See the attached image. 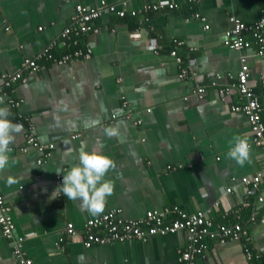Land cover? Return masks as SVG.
<instances>
[{"label": "crops", "instance_id": "crops-1", "mask_svg": "<svg viewBox=\"0 0 264 264\" xmlns=\"http://www.w3.org/2000/svg\"><path fill=\"white\" fill-rule=\"evenodd\" d=\"M98 1L0 0V85L4 73L21 69L26 58L58 37L77 2ZM155 1L167 3L154 11L143 8L145 0H133L126 17L104 14L94 21L100 31L59 39L52 58L38 59L35 73L23 70L26 83H13L0 93V106L11 110L14 122L19 112L24 114L40 142L54 143L47 158L33 147L22 152L28 125L20 123L22 131L10 145V166L0 172V192L15 223L13 238L0 229V264H20L15 252L19 237L24 257L34 264H185L179 259L188 244L183 230L85 244L84 223L94 215L57 193L61 184L56 182L57 171L66 173L78 163L82 144L88 150L102 148L115 160L106 177L114 180L115 189L103 213L120 208L122 217L139 218L148 210L176 206L186 213L208 211L215 224H232L240 214L248 239L207 238L195 262L264 264V199H257L264 197V178L250 195L241 181L264 170V156L251 143L247 115L232 109L241 104L237 91L219 94V87L235 81L228 73L238 72L240 55L246 54L248 82L263 105L264 119V56L254 44L237 50L223 43L232 25L229 17L253 23L264 14V0ZM153 38L157 51L150 48ZM79 40L91 48V56L59 62L77 49ZM174 48L177 54L171 53ZM183 68L189 70L184 78ZM215 74L221 75L216 86L210 80ZM199 84L206 89L202 96L193 92ZM11 99L20 105L13 106ZM91 120L99 124L85 127ZM109 127L117 128L118 135L107 136ZM76 133L80 135L72 137ZM241 134L251 145L244 166L227 155L232 138ZM69 151L71 157H66ZM9 175L17 182L8 185ZM69 223L77 230L74 235L66 233ZM245 243L262 258L249 260Z\"/></svg>", "mask_w": 264, "mask_h": 264}, {"label": "built area", "instance_id": "built-area-1", "mask_svg": "<svg viewBox=\"0 0 264 264\" xmlns=\"http://www.w3.org/2000/svg\"><path fill=\"white\" fill-rule=\"evenodd\" d=\"M133 0H120L118 2H110L107 0H100L96 4H84L77 2L74 6L71 21L58 35L57 38L49 42L34 58H26L22 62L21 69L14 72H6L2 75V85H0V93L6 87H11L13 83L27 82V76L24 75L23 70L28 69L30 73H35L39 69L38 59L42 57L52 58V50L57 45L59 39L69 37L70 34L85 35L88 32H98L100 27L94 25V21L101 18L104 14H116L120 18L127 15V7ZM143 8L145 10L158 11L163 9L167 2L145 0ZM172 6L174 4H171ZM132 16L137 14L136 10H130ZM231 27L225 31L223 43L231 48L237 50H244L250 48L252 44L256 46L257 54L264 56V14L260 16L253 23H245L241 18L236 15L229 17ZM41 29V27H40ZM153 43L150 45L152 50L157 51L159 47L156 38H153ZM66 44V40H64ZM178 43V42H177ZM182 42L180 41L179 44ZM178 45V44H177ZM91 48L86 45V48H77L71 53L60 56L59 62H66L73 57L88 58L91 56ZM172 54H177L174 48ZM190 59V58H189ZM241 67L236 73H228V77L235 79L233 83L225 84L219 87V94L224 96L233 88L237 91L241 104H234L232 109L235 111H243L249 120L251 131L253 134L252 144L257 145L264 156V119L262 117L263 105L259 100L258 95L249 85V64L248 56L244 53L240 55ZM193 62V59H190ZM189 73L187 68H183L180 77L184 78ZM220 74L210 76L211 84H220ZM264 84V80H263ZM206 89L203 85H196L193 92L202 96ZM11 104L15 107L20 105L19 100L11 99ZM126 105V104H125ZM150 111V108L147 109ZM112 117H116L113 114ZM22 120L27 121V130L25 146L21 151H27L29 147L40 150L47 158L51 155L54 148L53 142L43 143L40 142L34 132V124L24 114L18 113L17 123H22ZM140 121V120H139ZM141 122V121H140ZM79 133L73 134L72 137L79 136ZM42 163V159L38 160ZM170 167V166H169ZM264 178V170L255 176H243L241 181L247 186V194L258 192ZM57 184H62V172L56 175ZM227 192L231 188L226 189ZM257 199L263 201L264 197L258 195ZM216 206H218L216 204ZM120 208H113L101 215L88 218L84 223V242L86 245L105 244L112 241H125L131 238L141 239L150 235H166L183 230L187 233L188 244L180 253V260L185 264H197L195 256L201 254L207 247V238H216L222 241L227 239L240 238L248 239L249 232L244 228L241 222L240 214L236 215L238 221L227 224H215L213 217L208 211H196L193 213H186L178 207H168L163 210H148L142 217L139 218H124L121 216ZM254 218V215L252 216ZM0 229L2 234L7 238H13L15 223L12 215L10 214V207L6 204L3 195L0 192ZM68 235L77 233L74 224L69 223L66 228ZM63 239V238H61ZM245 239V240H246ZM22 237H19L15 243V252L18 256L20 264H34L33 260L29 257H24L22 250ZM247 241V240H246ZM245 251L249 260L255 258H262L255 250L245 243Z\"/></svg>", "mask_w": 264, "mask_h": 264}, {"label": "clouds", "instance_id": "clouds-1", "mask_svg": "<svg viewBox=\"0 0 264 264\" xmlns=\"http://www.w3.org/2000/svg\"><path fill=\"white\" fill-rule=\"evenodd\" d=\"M3 101L0 99V104ZM11 110L7 106H0V172L10 166V153L16 135L22 131V125L11 118ZM99 124V120L85 122V127ZM109 137L118 135V129L109 127L104 129ZM251 145L246 135H236L232 138L228 157L235 160L240 166H244L250 160ZM71 157V152L65 153ZM115 168V160L106 154L102 148L88 150L86 144H82L78 153V163L71 166L67 172H62L63 182L57 189L69 200L79 201L80 207L92 215L102 214L106 208L108 198L113 195L115 182L106 179L110 170ZM17 181L9 175L8 185Z\"/></svg>", "mask_w": 264, "mask_h": 264}, {"label": "trees", "instance_id": "trees-1", "mask_svg": "<svg viewBox=\"0 0 264 264\" xmlns=\"http://www.w3.org/2000/svg\"><path fill=\"white\" fill-rule=\"evenodd\" d=\"M75 48H85L86 45L82 44V41L79 40L77 45H74ZM73 51V50H72Z\"/></svg>", "mask_w": 264, "mask_h": 264}]
</instances>
